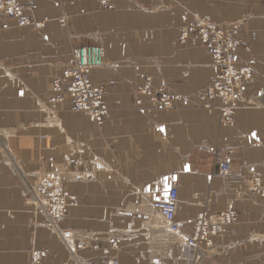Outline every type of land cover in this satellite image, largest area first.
<instances>
[{
	"label": "crops",
	"instance_id": "crops-1",
	"mask_svg": "<svg viewBox=\"0 0 264 264\" xmlns=\"http://www.w3.org/2000/svg\"><path fill=\"white\" fill-rule=\"evenodd\" d=\"M33 1L37 28L0 14V264H264V207L248 187L254 174L264 183V0ZM184 13L239 23L253 74L231 125L202 108L217 70L202 45L179 41ZM84 45L104 55L88 72L108 105L102 123L73 110L64 82L53 89ZM51 174L75 200L58 224L33 203ZM172 186L175 233L152 207ZM228 203L236 220L216 223ZM201 215L207 241L193 249Z\"/></svg>",
	"mask_w": 264,
	"mask_h": 264
},
{
	"label": "built area",
	"instance_id": "built-area-1",
	"mask_svg": "<svg viewBox=\"0 0 264 264\" xmlns=\"http://www.w3.org/2000/svg\"><path fill=\"white\" fill-rule=\"evenodd\" d=\"M0 14L6 17L17 19L19 23L27 21L22 15L21 7L17 0H0ZM190 24L189 30L197 32L207 42L211 55L212 65L217 68L216 77L201 92V99L207 95L209 99H218L222 104L227 98L240 99L239 84L250 74V68L242 67L236 69L234 66V51L236 42L232 40L231 35L235 32H226L221 27H210L209 21L194 18ZM37 25V24H35ZM209 39H211L209 41ZM103 53L99 47H83L74 51L72 55L73 70L70 73L71 81L65 84V89L69 94L74 111L84 113L92 122L102 123L107 117L108 107L103 100L102 91L94 87L88 78V71L92 67L101 66L103 64ZM145 85L141 90L150 94L149 80L146 79ZM150 101L159 107L168 108L169 99H161L156 93L150 95ZM237 100V101H238ZM236 101V102H237ZM235 103L225 105L226 113L233 111ZM227 108L230 110L228 111ZM223 171H228L229 164L223 163L221 166ZM53 180L59 181V176ZM39 189V195L42 196L38 200H34L36 212L43 213L49 218L50 224L63 220L68 208L75 204V200L67 192H55L52 185L48 181ZM179 203L177 188L172 186L164 199L155 200L152 206L163 217L170 231L176 232L178 224L175 222V213ZM237 218L232 203H228L222 213L217 217L216 223L227 224L233 222ZM209 220L201 215L193 226V235L188 239L187 243L192 247H198L207 241ZM45 251L34 250L32 253V262H37ZM112 264H116L112 261Z\"/></svg>",
	"mask_w": 264,
	"mask_h": 264
},
{
	"label": "rangeland",
	"instance_id": "rangeland-1",
	"mask_svg": "<svg viewBox=\"0 0 264 264\" xmlns=\"http://www.w3.org/2000/svg\"><path fill=\"white\" fill-rule=\"evenodd\" d=\"M19 1V4L22 5V6H25L26 4H29L32 3L33 5V8L32 9H29V8H24L22 10V15L23 17L25 18V20L27 21L26 23H19V21L16 19H13V18H9L7 17L8 19H12L14 20L17 24L19 25H32L33 27H39V26H42L44 23H45V20L44 19L43 21H40V22H37V21H34V18H33V15L32 13L35 11L36 9V4L34 3L33 0H26L25 2L21 1V0H18ZM3 15V14H1ZM183 16H187L186 13H184L182 15L181 18H183ZM195 16H198V17H204L206 19H208L211 23H213L214 25H216L217 27H221V28H225L227 27L228 25H231V24H237L238 25V30H237V33H233L231 35V38L232 40L236 41V45H235V51H234V56H235V60H234V66L236 69H241L242 67H248L250 68V74L247 78H244L240 84H239V89H240V99H235V98H227L226 100H224V104L226 105H230L232 103H235V108L233 109V111L229 112V113H226V110L224 109L225 105L222 104L218 99H209V97L206 95L204 97V99H201V91L199 94H198V98L199 100L201 101V105H202V108H204L208 113H217L218 114V118H219V121L222 123V124H225V125H231L233 123V119H234V114L236 112V110L242 106V105H246V104H249V102L247 100H245V97L243 96V91H242V87H243V84L248 81L249 79H251L252 77V74H253V67L251 65V63L249 62H246V61H242L240 62L239 59H238V50H239V39H238V31H239V23H236V22H233V23H223V24H220V23H217L215 21H213L212 19H210V17L208 16H199V15H195ZM6 17V16H5ZM193 18V17H192ZM59 22H60V19H58ZM182 21H185V20H182ZM37 24V25H35ZM61 25H64L60 22ZM184 23H181L180 25H182ZM179 25V26H180ZM178 26V28H179ZM179 31V30H178ZM182 36V33L179 32V41L182 43V44H186V43H190L191 45L193 46H196L197 44H200L202 45L208 52V55H209V60H210V64L212 63V55H211V51H210V48L207 44V42L203 41L202 37L195 31H190L188 33L185 34V39L182 40L181 38ZM211 39H209L210 41ZM104 57V55H103ZM105 62V61H104ZM212 65V64H211ZM213 66V65H212ZM215 67V66H213ZM216 68V67H215ZM217 70V68H216ZM217 75V73H216ZM215 75V77H216ZM214 77V78H215ZM213 78V79H214ZM212 79V80H213ZM56 80H59V84L57 85V88H55V81ZM149 80V87H150V79L148 78ZM147 80H145L144 82V85L146 83ZM67 83V81L64 80V77L63 79H58V78H55L54 81H53V89L54 90H58L60 88H62V83ZM209 84V83H208ZM150 99V98H149ZM228 111H230L228 108H227ZM261 176V175H260ZM55 177H58V174H51V175H48L47 177L44 178V181H48V184L49 185H52L50 184L49 182H52L53 183V186L56 187V186H59V181L57 180H53ZM262 178V176H261ZM261 184L264 185V183H262V180H261ZM68 211V210H67ZM67 214V212H66ZM66 216V215H65ZM64 216V217H65ZM64 219V218H63Z\"/></svg>",
	"mask_w": 264,
	"mask_h": 264
},
{
	"label": "bare ground",
	"instance_id": "bare-ground-1",
	"mask_svg": "<svg viewBox=\"0 0 264 264\" xmlns=\"http://www.w3.org/2000/svg\"><path fill=\"white\" fill-rule=\"evenodd\" d=\"M18 1V0H17ZM18 3H19V1H18ZM100 3L104 6V7H106V8H112V1L111 0H100ZM20 5V4H19ZM20 7H21V10H23L24 8H29V9H32L33 8V5H32V3H30L29 2V4H26L25 6H22V5H20ZM194 18H200V19H203L204 17H198V16H195V15H193V18L190 20V21H188V20H186V17L185 16H183V19L185 20V21H183V23L184 24H182V25H180L179 26V28H178V30H179V32L180 33H182V36H181V38H182V40H184L185 39V34L186 33H188V32H190V30H189V27H190V24H188V23H191L193 20H194ZM204 20H208V19H206V18H204ZM209 21V20H208ZM60 22L62 23V24H65V22H64V19H60ZM209 26L210 27H217L216 25H214L213 23H211L210 21H209ZM226 32H235V33H237V30H238V25L237 24H231V25H228L227 27H225V28H223ZM234 41V40H233ZM236 42V41H235ZM83 47H99V46H97V45H84V46H80V47H78L77 49H79V48H83ZM100 48V47H99ZM76 49V50H77ZM101 49V48H100ZM101 51H102V49H101ZM74 53V52H73ZM102 53H103V51H102ZM235 60V59H234ZM102 62H103V64L101 65V66H103L104 64H105V62H104V57H103V59H102ZM70 65H71V67H70V69L66 72V74L64 75V80L65 81H67V83L69 82V81H71V76H70V73L72 72V70H73V63H72V60L70 61ZM101 66H99V67H101ZM98 66H95V67H92L91 69H93V68H97ZM91 69H89V70H91ZM89 72V71H88ZM88 78H89V76H88ZM61 80V79H60ZM89 81H90V79H89ZM91 82V81H90ZM59 84V80H56L55 81V88H57V85ZM91 84H92V82H91ZM93 85V84H92ZM94 87H97V86H95V85H93ZM97 88H99V87H97ZM101 91H102V96H103V90L101 89V88H99ZM66 90V89H65ZM67 92V91H66ZM104 100V99H103ZM105 102V101H104ZM107 105V104H106ZM107 107H108V105H107ZM108 111H109V109H108ZM84 114V113H83ZM107 115H108V113H107ZM87 116V115H86ZM88 117V116H87ZM89 118V117H88ZM229 164V163H228ZM229 169H230V165H229ZM228 169V170H229ZM227 172V171H226ZM261 176H260V174H254L253 176H252V178L249 180V183H248V187H249V189L251 190V191H253V192H255L256 194H258L261 198H262V205H263V207H264V185H262L261 184ZM53 188H54V190H55V192H57V193H61L63 190H62V188H61V186L59 185V186H56V187H54L53 186ZM42 196H39V197H37V200H38V198H41ZM153 201H155V200H153ZM153 201H152V203H153ZM153 207V206H152ZM157 211V210H156ZM159 213V212H158ZM161 215V214H160ZM162 216V215H161ZM234 222V221H233ZM166 223V222H165ZM229 223H232V222H228L227 224H229ZM166 226H167V224H166ZM167 229H168V227H167ZM169 230V229H168ZM170 231V230H169ZM178 231V230H177ZM176 231V232H177ZM170 232H172V231H170ZM172 233H175V232H172ZM191 238V237H190ZM189 239V238H188ZM188 239H187V241H188ZM187 241H186V243H187ZM188 244V243H187ZM188 246L190 247V248H195V247H192L190 244H188Z\"/></svg>",
	"mask_w": 264,
	"mask_h": 264
}]
</instances>
